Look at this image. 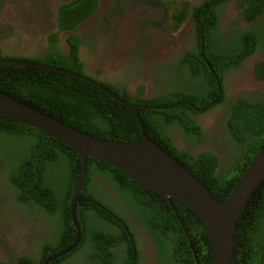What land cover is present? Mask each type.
<instances>
[{"label":"trees","instance_id":"obj_1","mask_svg":"<svg viewBox=\"0 0 264 264\" xmlns=\"http://www.w3.org/2000/svg\"><path fill=\"white\" fill-rule=\"evenodd\" d=\"M70 2L59 12L61 31L74 28L86 17L87 11L90 15L99 5L98 0H74L72 4ZM217 3L219 0H208L195 9L207 41L216 25L217 17L214 7ZM237 9L251 21L264 13V0H240ZM3 32L5 35L9 33ZM237 33L236 40H232V52L215 55L212 58L215 60L229 58L232 63L240 64L254 50L250 45L251 40L256 44L259 37L264 39V21H258L248 29L239 30ZM50 41L54 42V37ZM68 41L70 58L54 51L55 46L48 49L50 53L46 58L51 59L49 63L43 60L16 57L15 51L14 57L6 56V58L50 64L86 76L82 72V64L78 61L77 45L73 44L72 40ZM2 53L0 48V58L3 57ZM206 53L209 56L213 54L209 45H207ZM53 56L56 57L55 60ZM188 61H190L189 57ZM183 62L181 61L182 65L177 62L170 65L173 68L176 84L165 80L162 87L145 97L142 88L139 89V95L129 96L126 91L120 92L111 84H103L124 101L140 105L138 109L140 120H137V116L131 109L92 84L52 70L33 67L13 68L0 64V92L75 129L101 139L128 142L146 136L193 173L216 199L223 201L264 143V97L260 100L257 95L241 97L227 104V112L230 113L229 131L223 127H218L216 130L219 139L229 147L226 163H223L221 157L219 158L212 150L202 151L197 157L189 151L181 152L172 145V140L166 132L178 127L190 149L205 146L210 135L201 132L200 126L191 117V114L197 115L201 112H196L186 104L173 107L171 110L151 108V106L157 105L164 108L174 101H192L205 106L206 101L218 96L217 91L216 96L211 94L213 82L210 77L207 81H203L201 86L191 84L190 81H181ZM216 62L219 61L216 60ZM263 65L257 64V69L262 68ZM205 70V66L202 68L195 66L190 74L195 77L197 74L205 73ZM167 71L169 72V68ZM260 72L261 75L259 73L257 75L262 79L264 69ZM87 77L92 78L89 75ZM189 87H192L194 92L187 91ZM224 101V97L220 96L216 103L222 104ZM213 106L215 104L211 105ZM0 165L5 167L0 171V197L5 199L6 195L9 196L16 207L19 210L22 209L27 216L45 212L49 216L53 229L56 228L55 232L45 233L48 239L36 253L37 263L42 264L48 256L70 246L76 240L77 231L71 222L70 203L72 189L81 168L80 157L68 145L49 138L44 132L17 120L0 116ZM87 167L85 182L78 196L80 199L93 198L90 195L94 185H91L90 181L96 176H100V181L103 180L104 184L110 182L114 185L116 181L119 191L124 189V195L127 198L134 197V201L131 202L132 210L138 211L135 221L147 225L150 237L162 260L160 264H196L181 224L175 219L176 214L162 197L141 187L126 174L102 160L88 157ZM103 201L106 202L105 199ZM170 201L194 243L193 247L200 264H213L208 235L198 216L182 202L174 198H170ZM107 208L111 214L104 209L99 210L91 202L77 203V220L81 228L80 243L72 253L54 259L48 264H62L86 244L92 246V244L100 243L97 247H108L115 243L119 244L124 239L133 238V231L127 233L124 228H121L118 220L123 218L121 213L119 214L118 211V214L115 213L112 207ZM89 212H94L102 220L118 229L121 228L120 233L114 235L107 229L97 230V227H93L90 232L89 224H92L93 219ZM116 214L119 217H115ZM124 223H126L125 220ZM173 228L178 231V236L184 243V249L177 247V244L166 246L165 232L170 233L168 229L172 232ZM133 241L128 240V245ZM128 247V252L132 255L133 246ZM98 249L101 250V248ZM100 252L89 253V256L99 264L102 261L106 262L107 258L110 260L108 264H113L114 254L110 250ZM135 253L138 259L139 254L137 251ZM16 256L19 258H16L17 261L14 264H36L34 258L25 251L23 255ZM233 256L235 264H264V180L254 191L236 222ZM86 258L89 257L81 256L83 261ZM0 264H12V262L0 260Z\"/></svg>","mask_w":264,"mask_h":264},{"label":"flooded vegetation","instance_id":"obj_2","mask_svg":"<svg viewBox=\"0 0 264 264\" xmlns=\"http://www.w3.org/2000/svg\"><path fill=\"white\" fill-rule=\"evenodd\" d=\"M206 1L208 0H183L180 2L183 3V6L172 14L169 8L170 4L163 3V0H98L99 5L95 11L90 15L87 11L86 17L74 28L61 31L59 27V12L63 6L69 2L72 4L74 0H12L13 7L22 12L24 23L28 21L29 25L34 27L42 24L45 30L44 37L37 44L26 45L23 42V47L18 44L13 48L17 57L43 60L49 63L51 59L46 58V56L50 53L48 49L53 48V46L56 48L54 51L70 58L71 51L68 40H72V43L77 45L78 61L82 64V72L86 76L89 75L102 85L111 84L120 92L126 91L129 96L139 95V89L142 88L139 85L140 83L145 84L146 87L150 84L145 94L142 89L144 97L145 95L148 96L149 92H156L164 85L165 80L176 84L173 68L170 65L173 62L182 65L181 61H184L181 81H190L191 84L194 83L201 86L202 82L207 81L210 77L213 82L211 94L216 96L217 91L218 96L206 101L205 106L195 104L192 101H174L171 104L179 102V105L186 104L196 112L200 111V114H191V117L200 126L201 132L210 135V139L205 146L190 149L185 139L182 138L181 130L178 127L172 128L166 133L170 136L172 145L177 150L181 152L189 151L194 157H197L198 153L202 151L212 150L219 158L221 157L223 163H226L228 160L226 154L229 151V147L219 139L216 130L218 127H223L229 131L230 113L227 112V104L241 97L257 95L258 100L264 97V84L262 83L264 79L260 80L257 75V73L261 75L260 70L264 69V65L262 68L257 69V64H264V39L259 37L256 44L251 40L250 45L254 50L240 64L232 63L229 58L216 59L219 61L217 63L212 56L232 52V40H236L237 32L248 29L260 20L258 17L251 21L247 20L243 13L237 9L240 0H219V3L214 7L215 16L217 17L216 25L207 41L205 32L201 28V20L195 13V9ZM125 28H128L129 36L124 35ZM13 29V25L9 24L2 26L0 32H10L7 37L9 39L12 37ZM53 37L55 41L51 42L50 39ZM127 37L130 38L129 41L124 42L123 39ZM207 45L210 46V50L213 52L210 56L206 53ZM0 48L3 52L7 51L8 47L4 46L3 48L0 45ZM145 52L151 55L147 62ZM43 55L44 57L42 58ZM116 55H119V58L114 62L113 59ZM2 56V58H6L8 55L4 56L2 53ZM11 56H14V54H11ZM188 57L190 61H188ZM52 58L55 60L56 57L53 56ZM106 61L111 64L114 62V68H112L108 76H101L99 71L94 69V65ZM195 66L201 68L205 66V73L197 74L194 77L190 74V71ZM168 68L169 72L167 71ZM141 71L148 73L147 78H141ZM93 75H98L101 78ZM238 87L245 89L246 92L236 93ZM186 90L194 92L192 87ZM220 96H223L225 100L222 104L216 103ZM213 104L215 106L211 107ZM192 105H195V107ZM152 107L166 109V107ZM217 109L218 113L215 115L214 124H208L204 117L208 112ZM4 168V166L0 165V171L4 170ZM90 184L94 185L91 188L90 195L93 198H83L82 201L95 204L99 210L104 205H106L105 208L112 207L114 210L118 207L121 213L119 214L123 217L118 219L121 228H124L127 233L133 231L134 237L124 239L121 243H115L108 247H97L100 246V243L92 244V246L86 244L84 248L80 249L72 257L67 258L62 264H99L89 256V253L93 252L96 254L99 251L102 253L105 250H110L114 254L115 260H112L113 264H129V262H131L130 264H160L162 260L159 258L158 250L150 237L147 225L135 221L137 215L133 213V204H131L134 201V197L127 198L124 195V189L119 191L116 181L114 185L110 182L104 184L103 180L100 181V176L91 179ZM101 188L102 191H100ZM168 204L174 214H176L175 219L181 224L180 226L184 231V237L193 257L197 256L193 241L191 238L190 243L187 240L186 233L188 235L189 233L184 228L183 221L177 215V211L171 201ZM92 216L97 230L107 229L114 234L115 230L118 229L109 222L102 220L97 214L92 213ZM115 217L119 216L116 214ZM124 220L127 224L124 223ZM90 229L91 226H89ZM18 230L23 231V234L20 235L22 237L21 239L19 237L17 243L11 244L9 238L14 236ZM55 230L56 228L53 229L49 216L45 212H37L35 215L27 216L22 209H12L9 197L6 196L5 199L0 197V260L16 262L14 260L16 255H23V251L35 259L36 253L48 239L45 233H52ZM168 230L170 233L165 232L166 246L170 247L171 244H177V247L184 249V243L178 236V231L174 228L172 232L170 229ZM120 237L124 238V236ZM129 237L131 236L129 235ZM128 240L134 241L128 245ZM148 243L153 245L152 249L147 248ZM104 245H106L105 242ZM131 245L133 246L132 255L128 252V246ZM98 248H101V250ZM135 251L139 254L138 259ZM82 255H87L89 258L83 261L81 260ZM197 257L195 258L197 259ZM198 261L197 259L196 263ZM108 263H110V260L107 258L106 262L102 261L100 264Z\"/></svg>","mask_w":264,"mask_h":264},{"label":"water","instance_id":"obj_3","mask_svg":"<svg viewBox=\"0 0 264 264\" xmlns=\"http://www.w3.org/2000/svg\"><path fill=\"white\" fill-rule=\"evenodd\" d=\"M0 64L13 68L33 67L52 70L78 78L97 86L108 96L131 109L138 118L139 106L124 101L98 82L79 73L48 64L16 59L0 58ZM176 105L173 104L169 108ZM0 116L17 120L44 132L49 138L63 142L77 152L81 160L70 203L71 222L77 231L76 240L70 246L48 256L42 264H48L69 254L80 243L81 228L77 220L76 207L77 203L82 201L78 196L87 175L88 157L102 160L120 170L141 187L162 197L167 203H170V198H174L191 208L207 232L213 264H235L233 256L235 226L247 201L264 180V144L227 198L219 201L187 168L146 136L128 142L101 139L75 129L2 92ZM186 236L190 241L187 233Z\"/></svg>","mask_w":264,"mask_h":264},{"label":"rangeland","instance_id":"obj_4","mask_svg":"<svg viewBox=\"0 0 264 264\" xmlns=\"http://www.w3.org/2000/svg\"><path fill=\"white\" fill-rule=\"evenodd\" d=\"M181 1H183V0H163V3H166V4L169 3L170 4L169 5L170 11L172 14H174L177 10H179L183 6V3H180ZM4 2H5V0H0V31L2 29V26L9 25V24L13 25L14 29L12 30V32H13L12 37H10L9 39L7 37L10 35V32L6 35L4 34V32H0V45L3 48H4V46L6 48L8 47L7 51H3L4 56H6V55L11 56V54H15L14 48H13V47H15V45L17 46L18 44H21V46L23 47V42L26 45L37 44L44 37L45 30H44L42 24L38 25L37 27L36 26L34 27L33 25L30 26L28 21H27V23H24L23 17H22V12L13 7L14 4H13L12 0H7L5 3ZM28 27H30V28H28ZM124 32H125V34H124L125 36H129L128 28H125ZM129 39L130 38L127 37V38L123 39V41L127 42V41H129ZM145 54H146V52H145ZM147 54H146V56H147L146 62L151 57V55H149V54L147 55ZM14 56H11V57H14ZM118 58H119V55L114 56L113 61L116 62L118 60ZM114 62H113V64H114ZM113 64H111L107 61L106 62H99V64L94 65V69H97L99 71V73L101 74V76H108L109 73L111 72L112 68H114ZM141 72H142L141 78H143V79L147 78L148 73L146 71H141ZM93 76H95L97 78H101L98 75H93ZM102 79L107 80L104 78H102ZM139 85L142 87V89H144L143 90L144 94H145V91L148 90V88L150 86V84H149L148 87H146V85L143 83H140ZM240 92L245 93L246 90L238 87L236 89V93H240ZM217 113H218V109L208 112L206 114V116L204 117V120L208 124L213 125L215 122V115ZM212 125H210V126H212ZM7 197H9V196H7ZM9 201H11L10 197H9ZM10 206L12 207V209H17V207L13 201L10 202ZM121 210H122V208H121ZM117 211L120 213L119 210H116V212ZM133 212L136 215L138 214L137 210H135ZM92 219H93L92 224L91 223L89 224V226H91L90 232H91L93 227H96L94 225V218L92 217ZM116 233H120V230H118L117 232H114V234H116ZM21 234H23V231H21V230L16 231V234L9 238L10 243L11 244L17 243ZM21 237H20V239H21ZM147 248L152 249L153 245L148 243ZM151 251H153V250H151Z\"/></svg>","mask_w":264,"mask_h":264},{"label":"clouds","instance_id":"obj_5","mask_svg":"<svg viewBox=\"0 0 264 264\" xmlns=\"http://www.w3.org/2000/svg\"><path fill=\"white\" fill-rule=\"evenodd\" d=\"M258 19H259L261 22H263V21H264V13L261 14V15L258 17ZM86 77H87V76H86ZM88 78H89V77H88ZM90 79H92V78H90ZM263 79H264V76H263V78L260 79V80H263ZM92 80H94L95 82H98V81H96L95 79H92ZM98 83L101 84L100 82H98ZM262 83L264 84V82H262ZM92 85H93V84H92ZM101 85H102V84H101ZM93 86H94V85H93ZM102 86H103V85H102ZM95 87H97V86H95ZM97 88H98V87H97ZM99 89H100V88H99ZM100 90H101V89H100ZM101 91H102V90H101ZM110 91H111V90H110ZM111 92H112V91H111ZM112 93H113V92H112ZM113 94H114V93H113ZM149 94H150V92H149ZM149 94H148V95H149ZM115 95H116V94H115ZM109 97H110V96H109ZM119 98H120V97H119ZM112 99H113V98H112ZM116 101H117V100H116ZM174 104H177L176 106H178V105H179V102H176V103H174ZM171 105H173V104L168 105V106H167L168 108L166 107V109L171 110L173 107H176V106H173V107L169 108V106H171ZM136 106H137V105H136ZM154 106H157V105H154ZM157 107H159V106H157ZM193 107H195V105H193ZM158 109H159V108H158ZM133 113H134V112H133ZM138 118H139V117H138ZM138 118H137V120H140V119H138ZM140 124H141V123H140ZM141 128H142V127H141ZM142 130H143V129H142ZM150 140H151V139H150ZM263 144H264V143H263ZM263 144H262V146H263ZM262 146H261V147H262ZM261 147H259V149H260ZM259 149H258V150H259ZM257 152H258V151H257ZM257 152H256V154H257ZM256 154H255V155H256ZM254 157H255V156H254ZM254 157H253V158H254ZM253 158H252V159H253ZM252 159H251V160H252ZM250 162H251V161H250ZM192 174H193V173H192ZM242 174H243V173H242ZM193 175H194V174H193ZM260 185H261V184H260ZM260 185H259V186H260ZM252 195H253V194H252ZM247 202H248V201H247ZM109 204H110V203H109ZM102 207H103V208H100V210H101V209H104V210H106L109 214H111V213L109 212L108 208H105V206H102ZM244 207H245V206H244ZM76 209H77V207H76ZM243 209H244V208H243ZM115 210H119V208L116 207ZM90 211H91V210H90ZM242 211H243V210H242ZM92 213H94V212H89L90 215H92ZM115 213H117V212H115ZM76 214H77V211H76ZM117 214H118V213H117ZM113 216H114V215H113ZM92 217H93V216H92ZM79 225H80V224H79ZM189 238H190V237H189ZM190 242H191V241H189V243H190ZM233 250H234V248H233ZM195 257H197V256L195 255ZM195 257H194V260H195V263H196V258H195ZM16 258H19V257L16 256ZM197 259H198V257H197ZM14 260L17 261L16 259H14ZM34 260H35V262L37 263V259H34ZM14 263H16V262H12V264H14ZM197 263H199V261H198ZM197 263H196V264H197ZM199 264H200V263H199Z\"/></svg>","mask_w":264,"mask_h":264}]
</instances>
